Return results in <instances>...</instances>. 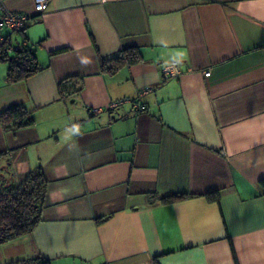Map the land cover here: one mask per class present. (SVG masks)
<instances>
[{
  "label": "crops",
  "instance_id": "obj_1",
  "mask_svg": "<svg viewBox=\"0 0 264 264\" xmlns=\"http://www.w3.org/2000/svg\"><path fill=\"white\" fill-rule=\"evenodd\" d=\"M1 4L33 17L0 36L40 70L8 82L0 60V112L34 121L0 124V175L18 185L39 165L47 190L0 264H264V0ZM124 47L139 61L102 71ZM170 63L182 73L163 79Z\"/></svg>",
  "mask_w": 264,
  "mask_h": 264
},
{
  "label": "trees",
  "instance_id": "obj_2",
  "mask_svg": "<svg viewBox=\"0 0 264 264\" xmlns=\"http://www.w3.org/2000/svg\"><path fill=\"white\" fill-rule=\"evenodd\" d=\"M0 60L8 62L6 75L8 82L23 80L40 70L34 50L25 40L19 44L13 54L0 50ZM137 61H139L138 51L132 47H124L117 55L101 59L100 63L102 71L112 74L120 66L134 64ZM33 122L29 111L21 105L12 106L0 112V124L6 128L23 127ZM2 155L0 153V157ZM260 184L264 193V180ZM46 190L47 180L39 165L33 166L27 177L18 185L3 183L0 175V244L33 230L41 218ZM186 196L184 193H174L160 197V201L169 203ZM7 264L50 263L47 259L36 257L18 259Z\"/></svg>",
  "mask_w": 264,
  "mask_h": 264
},
{
  "label": "built area",
  "instance_id": "obj_3",
  "mask_svg": "<svg viewBox=\"0 0 264 264\" xmlns=\"http://www.w3.org/2000/svg\"><path fill=\"white\" fill-rule=\"evenodd\" d=\"M33 2H34L35 11L38 14H41L46 10L49 0H33ZM32 21H33V17L30 15L13 13L5 10L0 0V28H6L13 32H22L26 28V26L30 24ZM18 47L19 45H12L7 42L6 38L0 36V50H3L7 54H12L17 50ZM181 73L182 70L177 63H170L161 69V77L163 79L176 77ZM209 74H210L209 70L204 72L205 76H208ZM148 91H150L149 88L141 89L138 92L137 97L141 98ZM123 101H128V100L126 99V100L112 102L111 106H116L117 104L122 103ZM137 107L139 109H143V105H141L138 102H137ZM97 111L99 110H95V112Z\"/></svg>",
  "mask_w": 264,
  "mask_h": 264
}]
</instances>
